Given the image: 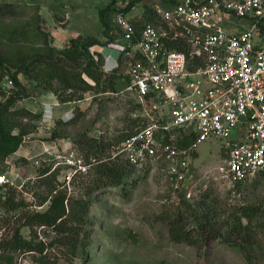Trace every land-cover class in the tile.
I'll use <instances>...</instances> for the list:
<instances>
[{
	"label": "rangeland",
	"instance_id": "obj_1",
	"mask_svg": "<svg viewBox=\"0 0 264 264\" xmlns=\"http://www.w3.org/2000/svg\"><path fill=\"white\" fill-rule=\"evenodd\" d=\"M112 1L0 0V54L5 58L0 63V102L5 103L14 89L9 72L20 58L56 55L79 35H96L108 42L99 9ZM163 3L143 0L130 12L145 20L150 8ZM110 33L116 35V29ZM116 70L127 74L124 62ZM103 71L106 80L89 92L68 88L60 78L48 88L47 77L35 80L20 73L31 95L13 106L8 119L18 127L14 132L19 127L28 132L17 153L0 158V174L6 177L0 182V264H43L42 260L48 264H264V176L234 187L222 171L227 165L225 138L212 137L199 144L187 179L178 189L167 174L152 168L142 171L125 191L121 187L91 191L97 157H115L127 134L148 122L146 112L154 117L164 110L152 99L142 103L127 89L126 80L118 75L113 80V71ZM112 80L116 90L107 87ZM72 93L83 98L63 102L58 95ZM48 96L53 100L49 114ZM95 141L103 147L97 157L92 156L95 149L87 146ZM123 159L119 156L120 162ZM58 190L91 201L85 219L87 253L82 247L73 254L68 235L55 227L27 225L29 215L47 210L50 194ZM202 201L219 212L224 237L201 248L175 241L170 221L183 213L188 214L190 227L196 226L191 214L201 210ZM239 222L244 227L239 235L230 233ZM17 236L42 244L43 251L17 245Z\"/></svg>",
	"mask_w": 264,
	"mask_h": 264
},
{
	"label": "built area",
	"instance_id": "obj_2",
	"mask_svg": "<svg viewBox=\"0 0 264 264\" xmlns=\"http://www.w3.org/2000/svg\"><path fill=\"white\" fill-rule=\"evenodd\" d=\"M157 12L161 22L140 29L128 13L114 18L122 31L108 45L127 66V89L142 103L152 99L164 109L154 117L146 112L147 124L114 155L140 172L162 171L178 189L199 144L225 138L222 171L233 185L264 176V0H179ZM240 23L247 27L231 28ZM167 38L186 39L189 54L170 49ZM91 52L97 59L94 48ZM108 62V72L120 66L118 60ZM188 135L194 136L189 144H176Z\"/></svg>",
	"mask_w": 264,
	"mask_h": 264
},
{
	"label": "trees",
	"instance_id": "obj_3",
	"mask_svg": "<svg viewBox=\"0 0 264 264\" xmlns=\"http://www.w3.org/2000/svg\"><path fill=\"white\" fill-rule=\"evenodd\" d=\"M141 1L143 0H128L127 2L124 0L121 1L123 6H119V0H113L107 6L99 9L100 20L104 26V33L108 37V42H102V40H100V38L96 35H79L77 37L71 38L69 45L64 50L57 52L56 55L55 53L47 55L41 54L30 59L20 58L16 63H14L15 70L9 72V79L14 89L5 103L0 102V158L12 157L15 153H17L21 148L24 138L28 132V130L24 127H19V132H14V129H18V127L8 119V114L12 112L13 106L19 100L28 98L31 95L29 89L21 81L19 77L20 73L34 77L33 79L35 80H40V78L45 79L47 77L46 81L48 83V88H52L53 85L50 82L57 78H60L65 83L66 87H76L83 92H89L94 88L99 87L102 84V81L106 80V78H104V71L102 69L105 58L101 52L95 50L96 54L98 55V58L96 59L94 54L91 52V48H95L97 45L108 46V44L114 41L120 34L113 35L110 33L114 29H116L117 32L122 31V29L118 27L116 21L114 20L115 15L118 12H122L124 14L128 13L132 24L137 29H140L145 23L159 24L161 19L157 12V8L172 7L179 0H164L163 4L150 8V13L149 15L145 16V20L143 19V16L137 18V16L131 14L130 12L132 8ZM165 41L166 45L170 49L185 51L188 54L190 52L189 44L184 38H167ZM106 43L107 45H104ZM0 63L2 65L5 63V58L2 56V54H0ZM77 69H80V71L77 72ZM116 69L112 72V79L114 80L118 75L119 78L128 82V73L118 74ZM33 73L37 75L33 76ZM84 74L89 76L95 82V84H91L84 77ZM113 80L111 82V86L107 87H111L112 89L116 90ZM58 95L63 102L75 100V98H83V94H78L76 97H74L76 93H72L68 96H61L60 94ZM138 105L141 106V108L143 107L140 102ZM146 124L147 123H144L142 126ZM134 132H129L127 136ZM52 136L57 137L58 134L52 131ZM193 139L194 136L188 135L184 138H179L176 141V144L178 146L187 145ZM87 146H89L91 149H95V152L92 153V156L94 157H97V150H103V147H101L97 141L92 144L88 142ZM106 158H108V160ZM96 160V177L93 179L91 191H103L104 189H111L115 187H121L122 190L125 191L127 190L125 188L126 186L134 183L137 178L139 179L141 177L140 171L139 174H137L136 166L130 164L124 159L120 162L119 156L113 157L112 154L104 158L98 156ZM239 184L242 183H235L234 187L238 186ZM203 195L205 197L208 196V194ZM203 201L200 202L201 210L191 214L197 222L196 226L190 227V223L187 222L189 216L188 214L183 213H177L175 218L170 221V234L175 241L186 242L201 248L203 245L209 244V242L215 238L224 237L222 232L223 228L219 222V212H217L214 206H209ZM13 205V207L18 206L15 203ZM90 205L91 201L89 199L69 196L67 192L60 190L56 192L53 191L52 194H50V205L48 209L45 211H36L31 213L28 217L27 225L38 224L48 227H55L61 232L66 233L65 235H68L66 236L67 241L72 245L71 251L73 254H77L78 250L82 247L84 249L83 251L87 253L89 244H86V239L89 233L86 232L87 228L85 226V219L89 214ZM232 227L230 228V233L236 235H239V233L243 230L242 228H244L241 222L236 223ZM80 235L82 236L81 239L79 238ZM22 239L23 238L21 236H17V241L19 242L17 245L23 247L25 246L24 244H26L30 250L33 249L37 251H43L42 244H33L29 240L26 241ZM41 263L48 264V260H42Z\"/></svg>",
	"mask_w": 264,
	"mask_h": 264
},
{
	"label": "crops",
	"instance_id": "obj_4",
	"mask_svg": "<svg viewBox=\"0 0 264 264\" xmlns=\"http://www.w3.org/2000/svg\"><path fill=\"white\" fill-rule=\"evenodd\" d=\"M247 27L246 23H240V24H234V26H232L231 28L235 31H238L239 29H245ZM95 50L101 52V54L104 56V58H108L109 60V64H114L116 60H118L119 62L121 61L120 58V54L117 50L112 49L108 46H103V45H97L94 48ZM48 101H46L45 104H47L46 106H49V110L46 112L47 114H49L51 112V105H52V98L51 96H48Z\"/></svg>",
	"mask_w": 264,
	"mask_h": 264
},
{
	"label": "clouds",
	"instance_id": "obj_5",
	"mask_svg": "<svg viewBox=\"0 0 264 264\" xmlns=\"http://www.w3.org/2000/svg\"><path fill=\"white\" fill-rule=\"evenodd\" d=\"M105 61H106V59H105ZM105 61H104V63H103V69H104V64H105ZM115 64V63H114ZM114 64H109V62H108V65L109 66H113ZM116 68H118V67H116ZM116 68H113V70L112 71H114ZM105 70V69H104ZM106 71V70H105ZM112 71H110V72H112ZM106 72H108V71H106Z\"/></svg>",
	"mask_w": 264,
	"mask_h": 264
}]
</instances>
